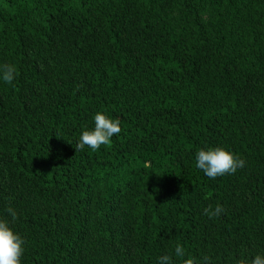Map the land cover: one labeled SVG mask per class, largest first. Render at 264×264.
Masks as SVG:
<instances>
[{
	"label": "trees",
	"instance_id": "trees-1",
	"mask_svg": "<svg viewBox=\"0 0 264 264\" xmlns=\"http://www.w3.org/2000/svg\"><path fill=\"white\" fill-rule=\"evenodd\" d=\"M5 63L0 219L21 264L264 256V0H0ZM97 112L121 132L75 150ZM215 147L244 167L208 178L195 155Z\"/></svg>",
	"mask_w": 264,
	"mask_h": 264
},
{
	"label": "clouds",
	"instance_id": "clouds-1",
	"mask_svg": "<svg viewBox=\"0 0 264 264\" xmlns=\"http://www.w3.org/2000/svg\"><path fill=\"white\" fill-rule=\"evenodd\" d=\"M16 72L15 65L7 63L0 65V79L5 83L11 84L16 78ZM120 124L121 121L118 118L112 119L102 112H97L94 115V128L82 130L75 150H83L88 147L96 151L102 145H109L111 138L121 132ZM195 160L196 168L202 170L210 179L225 174H234L237 169L243 168L245 164L243 159L223 147L201 148L197 151ZM224 211L223 206L220 204H217L215 208L210 205L204 209V214L209 218L219 217ZM7 213L13 221L17 219V212L13 207L9 206ZM24 243L22 237L9 226V222L0 219V264H21ZM174 254L178 258H183L182 264H198L196 257H186L185 248L180 244L175 246ZM158 264H173L172 257L163 255L159 257ZM203 264H210L208 256L203 257ZM235 264H264V256L257 254L251 258H240L236 260Z\"/></svg>",
	"mask_w": 264,
	"mask_h": 264
}]
</instances>
